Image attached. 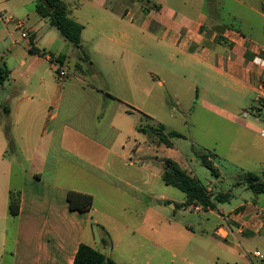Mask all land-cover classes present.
Here are the masks:
<instances>
[{
  "label": "crops",
  "instance_id": "1",
  "mask_svg": "<svg viewBox=\"0 0 264 264\" xmlns=\"http://www.w3.org/2000/svg\"><path fill=\"white\" fill-rule=\"evenodd\" d=\"M9 1L0 0V64L10 70L9 78L0 88L3 91L0 99V264H72L81 243L102 249L109 256L107 250L113 247V239L107 227L100 223L101 217H110L109 208L99 209L96 202L110 204L119 195L143 203L146 186L153 176L160 177L164 183L165 158H161L162 169L155 171L147 163L148 151L159 159L158 151L172 150L174 144H158L139 130V126L148 124L150 115L143 114L139 123L130 124L128 120L126 124L120 105L126 102L108 90L92 84L67 87L58 78L56 64L60 62L53 57L60 55L67 57L62 67L70 70L73 64L85 76L94 73L84 39L86 28L76 15L77 4L71 5L66 0L70 17L84 26L82 45L89 60L81 62V69L76 66L81 50L72 49L63 35L53 40L47 38L43 43L38 40L39 32L50 20L37 12V0H15V5L8 4ZM140 1L144 0H92L104 12L116 14L124 21L134 22L137 15L143 14L150 30L168 37L183 53L191 50L192 56L199 55L210 69L223 77L224 85L229 83L242 94L254 91L258 95L264 68L256 65L254 58L257 55L264 58V0H232L233 6L227 0H206L209 7L206 13L200 5L193 6L198 11L196 17L163 1L152 0L160 8L144 14V4L137 3ZM128 4L139 5L131 9ZM235 4L248 9L252 17H259V28L246 10H240ZM7 12L11 14L7 16ZM18 21H23L25 26L20 29L21 35H17L18 29L12 28L13 25L19 28ZM255 31L260 38L254 36ZM23 32L27 37L22 36ZM102 37L106 38L110 60L125 62L129 51L126 32L120 38L109 33ZM58 41L59 46L55 48ZM107 103L112 115L100 116V106ZM128 106L125 112L138 111ZM233 119L246 128H258L255 123L241 121L236 113ZM177 162L192 174L186 161ZM120 163L125 165L122 167ZM125 166L138 167L140 174L137 171L135 175L145 189L136 185L135 180L117 173ZM11 190L21 192L17 216L10 213ZM70 190L92 194L93 207L72 210L67 200ZM164 201L171 202L168 198ZM239 210L241 213L235 215ZM99 212L103 213L100 217L94 215ZM261 213L263 210L256 202L238 206L227 214L219 212L215 232L220 224L231 220L245 221L252 226L242 230L228 224L229 238L258 232L263 224L262 221L256 227ZM96 225L103 230L97 232Z\"/></svg>",
  "mask_w": 264,
  "mask_h": 264
},
{
  "label": "rangeland",
  "instance_id": "2",
  "mask_svg": "<svg viewBox=\"0 0 264 264\" xmlns=\"http://www.w3.org/2000/svg\"><path fill=\"white\" fill-rule=\"evenodd\" d=\"M145 1L137 3L142 5ZM152 1H163L192 17L198 15L194 5H200L205 13L209 9L206 0ZM227 1L233 6L232 0ZM14 2L10 0L8 4L15 5ZM70 3L79 6L76 9L78 14L75 13L86 28L84 39L93 60L94 73L85 76L76 71L72 64L70 70L67 69L69 77L61 82L67 87L70 84H92L115 94L126 102L119 103L126 124L128 120L130 124L139 123L143 114H147L150 115L147 118L149 124L162 123L166 131L180 132L182 137L172 139V150L163 148L158 151L159 159L152 151H148L147 163L159 171L163 167L161 158L170 157L168 154H171L177 161H186L189 171L210 187L212 194H232L231 200L218 202L217 209L213 211L202 207L200 211H195L193 205L177 208V204L186 201V194L177 187L166 185L160 177L153 176L146 186L143 203H135L119 195L111 199L110 204L97 201L99 209L109 208L110 217H101L100 220L113 239V247L107 250L109 256L120 264H264V258L254 255L255 251L264 254V194L256 195L238 185L250 171L264 178V136L261 132L264 129V109L259 115L260 100H256V93L249 91L242 94L235 86L229 83L224 85L223 77L210 69L199 55L192 56L191 50L183 53L172 45L168 37L150 30L147 21L144 23L143 14L137 15L134 22H128L116 14L104 12L92 0H70ZM139 4L128 5L131 9H137ZM235 7L240 6L235 4ZM240 8L246 10L247 16L259 28V17H252L245 7ZM9 14L6 13L7 16ZM123 23L126 25L123 26ZM12 28L18 29L16 33L21 35L22 28H16L15 25ZM123 31L128 36L125 39L129 51L126 52L125 62L118 59L113 62L105 47L106 38L102 36L109 33L120 38ZM254 33L257 39L260 38L258 31ZM61 35L60 30L47 20L46 26L38 34V40L43 43L47 38L53 40L55 36ZM57 46L59 41L55 48ZM71 48L75 49L72 44ZM47 67L50 68V65ZM103 90L100 92L104 93ZM2 96L1 90L0 99ZM127 104L138 111L125 112L124 108L129 107ZM108 105L100 106V116L112 115ZM245 112L249 115L245 116ZM234 113L241 121L255 123L258 128L249 129L234 121ZM205 153L212 154L219 176L212 174L202 164L201 156ZM120 165L123 167L125 164ZM136 172L140 174L138 167L133 166L117 170L118 174L135 180L136 185L144 188ZM143 172L142 169V175ZM147 173L150 174L149 171ZM164 198L171 202L164 201ZM253 202L263 210L258 215L260 221H257L256 227L263 221L258 232L239 235L237 239L218 234L220 226L229 228L233 225L232 228L242 230L252 226V223L235 220L220 224L215 232L219 212L227 214L238 206ZM240 211L235 212V215ZM102 214L99 212L94 215L100 217ZM95 229L97 232L103 230L97 225Z\"/></svg>",
  "mask_w": 264,
  "mask_h": 264
},
{
  "label": "trees",
  "instance_id": "3",
  "mask_svg": "<svg viewBox=\"0 0 264 264\" xmlns=\"http://www.w3.org/2000/svg\"><path fill=\"white\" fill-rule=\"evenodd\" d=\"M110 1V0H109ZM143 6V13L148 14L151 10H158L160 7L157 3L151 0H146ZM37 12L43 18H48L50 24L57 27L62 35L77 49L81 50V55L76 66L81 69L82 61H88V54L83 51L82 45V31L83 24L79 23L70 17L69 7L66 0H37ZM221 39V38H219ZM65 55L53 57L57 59L60 64H64L66 60ZM58 73V71H57ZM10 70L5 65L0 64V88L5 81L9 78ZM258 112L259 115L264 109V100H260ZM264 119V116H263ZM139 130L148 134V136L158 144H166L173 146V138L182 137L183 135L176 131H166L165 125L160 124H147L139 126ZM10 140V137H9ZM211 153H205L201 156L202 164L206 166L212 174L219 176V169L214 164ZM162 179L165 184L171 185L182 190L187 199L182 204H177V208L186 206H201L205 210H214L217 208L218 202H226L231 199L230 192H219L216 195L212 194L208 187L195 175L190 174L187 170L172 158L164 159V172ZM245 185L249 190L255 194H264V178L255 172H247L243 179L238 183ZM69 206L72 210L85 211L93 207L94 196L90 193H85L77 190H70L67 195ZM21 205V192L11 190L10 192V213L17 216L20 211ZM72 264H120L110 256L106 255L101 250L94 248L87 243H81L77 251L75 260Z\"/></svg>",
  "mask_w": 264,
  "mask_h": 264
},
{
  "label": "built area",
  "instance_id": "4",
  "mask_svg": "<svg viewBox=\"0 0 264 264\" xmlns=\"http://www.w3.org/2000/svg\"><path fill=\"white\" fill-rule=\"evenodd\" d=\"M17 24H18L19 28H22L24 26V23L22 21H18ZM22 36L27 37V33L23 32ZM254 63L256 65L264 68V58L261 55H257L254 58ZM56 68L58 71L57 75H58V78L60 80H64L69 75V71L67 70V68L62 67V65L60 63L56 64ZM257 92H258L257 99L258 100H264V75L262 76L261 80L259 81V84L257 87ZM247 115H249V113L245 112V116H247ZM261 132H262V135L264 136V129H262ZM200 208H201V206H198V205L194 206L195 211H200ZM229 231H230V228H224L223 226H220L218 228V234H220L223 237H227L229 235ZM254 255L259 257V258H262V259L264 258V254L261 253L260 251H255Z\"/></svg>",
  "mask_w": 264,
  "mask_h": 264
}]
</instances>
